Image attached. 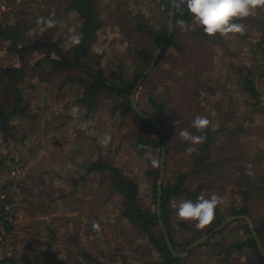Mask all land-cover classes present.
Instances as JSON below:
<instances>
[{
	"label": "rangeland",
	"instance_id": "obj_1",
	"mask_svg": "<svg viewBox=\"0 0 264 264\" xmlns=\"http://www.w3.org/2000/svg\"><path fill=\"white\" fill-rule=\"evenodd\" d=\"M65 1L0 0L6 5L3 11L6 14L0 15V23L14 26L19 22L20 27L26 29V36L51 31L53 40H60L64 50L71 53L74 47L71 37H80L81 21L78 13L66 9ZM95 9L102 24L85 61L95 67L98 62L107 76L115 80L122 70L125 76L134 72L141 62L137 51L143 50L150 56L148 69L160 45L154 41L155 32L165 23V12L159 2L95 0ZM236 22L246 25L244 35L218 34L211 40L197 38L192 28L177 25L178 39L188 51L168 47L144 77L137 93L143 110L157 118L162 108L152 99L158 102L164 99L162 117L167 131L166 150L168 148L164 181H175L191 166L187 152L176 147L188 110L173 99L180 88L178 80L189 77L192 83L190 78L194 72L202 85L201 98L196 101L202 100V105L213 115L212 126L219 124L216 116L221 111L234 116L230 125L238 124L246 130L233 134V145L229 141L232 149L227 153L228 167L232 171L243 167L244 148L246 154L255 158L264 156V59L258 45L264 34V8ZM139 23L142 30L137 26ZM8 45L0 37V69L11 65L21 67L22 62L15 53L8 51ZM170 56L177 62L171 63ZM41 57L40 53H34L27 60L24 77L16 84L26 108L25 114L12 118L10 131L15 139L8 143L0 130V182L7 178L9 168L8 162L2 159L8 154L6 152H16L22 159L27 187L21 192L22 202L27 204L26 207L22 204V218L17 222V233L9 243L11 251L7 255L18 264H146L160 259L157 251L142 242L145 241L143 233L122 216V197L104 178L107 174L87 172L90 162L113 163L137 183L141 203L154 209L148 171L152 170L151 158H157V154L152 148L137 146L135 132L153 138L157 135L145 124L123 115L115 107L114 97L101 98L97 106L89 110L86 103L78 100L84 91L78 79L85 75L76 70L51 71L47 61L35 67ZM244 72H252L260 81L261 98L256 106L250 104L254 100L244 94L238 82ZM8 84L9 78L5 77L0 86V102L5 108L12 104L9 92L4 91ZM73 107L78 111L73 113ZM220 121L223 123L224 119ZM106 135L111 139L105 147L102 140ZM221 138L225 140L226 136ZM236 174L241 177L238 171ZM193 178L190 175L187 181L196 185ZM222 184L223 187L215 189L223 198L216 209L224 214L220 223L238 215L233 214L232 202L238 205L243 202L239 183L226 181ZM261 212H264V203L255 200L251 215L247 214L253 225ZM93 222L99 225L98 229H93ZM187 223L191 230L178 225L175 228L179 253L220 224L212 230L213 224L197 230L194 222ZM246 223L243 219L231 222L204 241L206 244L189 250L181 264H248L251 249L234 246L235 242L243 243L248 237Z\"/></svg>",
	"mask_w": 264,
	"mask_h": 264
},
{
	"label": "trees",
	"instance_id": "obj_2",
	"mask_svg": "<svg viewBox=\"0 0 264 264\" xmlns=\"http://www.w3.org/2000/svg\"><path fill=\"white\" fill-rule=\"evenodd\" d=\"M156 1L159 2L160 7L165 12V23L160 26L159 31L155 32L154 35V41L159 45L161 40L169 33L171 0ZM65 2L67 3L66 9L78 13L81 21L80 43L78 45H74L71 53H67L64 50L60 44V40H53L51 31H44L41 34L26 36V29H22L19 22L14 26L3 25L0 23V37L3 38L4 42L9 44L8 51L15 53L22 62L21 67L11 65L0 69V86L3 79L8 77L10 85L8 84L7 86H4V91L7 90L9 92V97H11L12 101L11 106L8 108H5V106L0 102V130L4 134V139L8 143H11L15 139L10 131L13 127L12 118L15 115L18 116L19 114H25L26 107L22 105V95L16 84L21 82L24 77L27 60L34 53H40L42 57L35 62V67L39 66L42 62L47 61L51 66V71L61 72L76 70L77 72L85 75L84 77L78 79L79 82H82L84 88L83 94L78 100L80 103H86L89 110L97 106L101 98L106 96L114 97V99L117 100V105L115 107L119 108L123 115H128L132 120L138 123L141 122L150 127L153 132H155L157 137L153 138L143 135L140 132H135V137L137 139L136 144L143 149L152 148V151L157 154V159L161 162L163 144L162 135L156 127L135 112L132 108L130 100V95L135 85L144 76V73L149 65V54L143 53V50L137 51L138 55L141 57V62L139 61V65L136 66L134 72H132L130 76H125L122 70L119 73L118 79L112 80L107 76L104 69L98 64V62L95 67L85 61V58L91 53L92 46L97 38V32L102 24L99 19V13L95 9V0H66ZM176 2L177 0H175L173 16L175 28L170 38L167 40L160 58L164 56L163 53L170 46L177 47L180 51H188V49L179 41L177 36V25H180L181 21H183L186 25H191L193 31L192 34H194L193 36H196L197 38L206 39L208 37V40L215 38L213 36L206 35L203 32V28L194 22L186 6L178 8L176 7ZM1 14H6V12L0 11V15ZM137 26L140 30L143 29V26L140 23ZM258 45L260 50L263 52L264 59V34L261 36V40ZM53 54H56V57H53ZM172 57H169L170 62L176 63L177 61H173ZM189 73L191 74L190 71ZM195 74L197 73H192L190 78L192 83L189 82V77H181L178 80L181 81L178 83L180 88L177 91V96H174L173 101L176 103L181 102L182 106L188 110L181 123L182 129H187L189 132L199 135L200 133H197L195 129L190 127L191 121L197 114L206 116L210 120V126L206 131L207 139L202 145L196 146L199 149V155H189L191 158V166L187 172L182 173L175 179V181L163 180L162 182L160 214L168 236L176 249L178 247L174 237L176 226L178 225L179 227L188 230H191V227L188 226L187 222L189 221H180L177 218L175 210L171 207L172 202L178 203L180 200L184 199H191L195 201L202 193L206 195H210L213 192L215 193L216 188L219 186L220 188L223 187L222 182L236 181L239 183V186H241L243 202L240 205L236 204V202L231 203V208L234 212L233 214L251 215V209L254 206L255 200L264 203V156L259 155L260 157L255 158V156L246 154L244 148V165L242 168L237 169L241 175L240 178H238L239 176L236 174L237 171L235 169L232 171V169L228 167L227 153L232 149L229 141L233 145V134H236L238 131H242L243 129L242 127H238V124L235 127L230 125V122L233 121L234 117L232 113L226 114L221 111H219L216 116L219 124L217 127L212 126L214 120L213 115H211V112L206 110V108L202 105V100L196 101L201 98L199 91L200 88H202V85L194 77ZM70 78H72V76ZM144 81L145 80L143 79L141 84H143ZM178 81H176V83ZM238 82L242 85L244 94H246L248 98L254 100V102L250 104L254 106L259 104L261 98V91L259 89L260 81L254 77V74L252 72H244V74H241L238 78ZM140 86L137 89V93L139 92ZM137 93L136 99L138 104L142 111L146 113L140 105ZM152 102L159 108H162V113L159 114L157 118L149 115L148 113L146 114L148 117L155 119L156 122L165 127V119L162 117L164 115V99H161L160 102L152 99ZM221 119H224L223 123H221ZM243 131L244 133L246 132L245 129ZM224 136H226V138L228 136V138L223 140L221 137ZM165 143H167V134ZM189 146V143L182 141L178 137L176 142V147L178 149L186 151ZM244 147H246V145H244ZM166 151L167 155L168 148ZM6 153L15 154L16 152L8 151ZM16 155L22 162L19 154ZM2 162H5V158L2 159ZM252 162L255 164H252ZM246 164H250L252 166L251 171L254 173V176L246 174ZM99 171L107 174V177L104 178L108 179L111 182L112 189L119 192L121 195L123 200L122 216L127 218L136 229L143 233L145 241L142 242H146L149 244L150 249H154L160 254V259H153L148 261V263L146 262V264H181L185 259L177 257L169 250L164 234L160 228L159 217L157 215L160 165L157 168L152 167V170L148 171V174L151 176L150 185L152 187V194L154 198V209L145 207L141 203L137 183L134 180L129 179L124 172L113 163L103 160L89 163V167L87 169L88 173H96ZM190 175L196 180V185H191L187 181V178ZM26 189L27 187L25 190ZM223 215L222 211H215V218L211 223L213 224L211 230L220 223ZM254 227L264 244V212H261L257 222H254ZM206 243L207 242H203L199 246ZM234 246H238L239 248L247 247L251 249L252 255L248 258V264H264V257L258 249L249 227L248 237L243 241V243L235 242ZM229 249H231V247H229ZM6 259L9 258L7 257Z\"/></svg>",
	"mask_w": 264,
	"mask_h": 264
},
{
	"label": "clouds",
	"instance_id": "obj_3",
	"mask_svg": "<svg viewBox=\"0 0 264 264\" xmlns=\"http://www.w3.org/2000/svg\"><path fill=\"white\" fill-rule=\"evenodd\" d=\"M186 6L191 14L194 22L203 28V32L208 36H227L229 34L244 35L246 33V25L237 23V20H244L256 13L259 8H264V0H177L176 7ZM51 26V25H50ZM181 27L191 28L181 21ZM71 43L78 45L80 37L74 35L71 37ZM78 111L73 107L72 112ZM210 126V120L203 115L197 114L191 121L190 127L195 129L199 135L189 132L187 129H181L178 133L182 141L189 143L186 149L188 155H199L197 145L206 142V131ZM111 137L105 136L102 144L106 147ZM151 165L157 168L160 165L159 159L152 157ZM249 176H254L251 171V165H245ZM223 203V198L216 193L210 195L200 194L195 201L191 199L180 200L178 203L172 202L171 207L175 210L176 216L180 221L194 222L197 230L211 224L215 218V211L219 205ZM99 228L93 222V229Z\"/></svg>",
	"mask_w": 264,
	"mask_h": 264
},
{
	"label": "built area",
	"instance_id": "obj_4",
	"mask_svg": "<svg viewBox=\"0 0 264 264\" xmlns=\"http://www.w3.org/2000/svg\"><path fill=\"white\" fill-rule=\"evenodd\" d=\"M6 5L0 3V11H5ZM6 155H8L6 157ZM5 162L7 161L8 173L7 178L0 182V264H18L7 254L11 251L8 248L10 241L14 240L17 229V222L22 218V195L26 188L24 182L25 169L15 154H6ZM4 162V163H5ZM3 252L7 255L4 257ZM3 254V255H2ZM9 259H6V258ZM21 264V263H19Z\"/></svg>",
	"mask_w": 264,
	"mask_h": 264
},
{
	"label": "water",
	"instance_id": "obj_5",
	"mask_svg": "<svg viewBox=\"0 0 264 264\" xmlns=\"http://www.w3.org/2000/svg\"><path fill=\"white\" fill-rule=\"evenodd\" d=\"M174 5H175V0H171V4H170V13H169V33L168 35L165 37V39H163L158 47V49L156 50V53L153 57V60L151 62L150 67L145 71L144 76L138 81V83L135 85L131 95H130V100H131V104H132V108L135 110L136 113H138L140 116H142L144 119H146L150 124H152L154 127H156L161 135H162V139H163V144H162V151H161V163H160V183H159V190H158V197H157V215L159 217V224H160V228L164 234V238L165 241L167 243V246L169 248V250L176 255L177 257H181L183 258L187 252L191 249H193L196 245H199L201 243H203L204 241H206L207 239H209L210 237H212L216 232L222 230L223 228H225L227 225H229L231 222L238 220V219H243L248 223L250 232L254 238V240L256 241V245L258 247V249L260 250L261 254L264 257V244L261 241L257 230L255 229L254 225L251 223L249 217L246 214H238V215H234V216H230L228 218H226L224 221H222L216 228H214L211 232L203 235L202 237L196 239L195 241H193L191 244L188 245L186 251L179 253L176 248L173 246L167 230L164 226V223L162 221L161 218V214H160V207H161V194H162V182L164 180V175H165V166H166V130L164 129V127L162 125H160L158 122H156V120L148 117V115L146 113H144L142 111V109L140 108L138 101L136 99V93H137V89L139 88V86L141 85L144 77L146 75H148V73L151 71V69L156 65L159 56L163 50V48L165 47L167 40L170 38L171 34L174 31Z\"/></svg>",
	"mask_w": 264,
	"mask_h": 264
},
{
	"label": "crops",
	"instance_id": "obj_6",
	"mask_svg": "<svg viewBox=\"0 0 264 264\" xmlns=\"http://www.w3.org/2000/svg\"><path fill=\"white\" fill-rule=\"evenodd\" d=\"M26 203V202H25ZM25 203H22L23 204V207H26ZM31 203V202H30ZM27 204V203H26ZM22 261V260H21Z\"/></svg>",
	"mask_w": 264,
	"mask_h": 264
}]
</instances>
